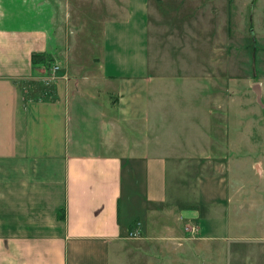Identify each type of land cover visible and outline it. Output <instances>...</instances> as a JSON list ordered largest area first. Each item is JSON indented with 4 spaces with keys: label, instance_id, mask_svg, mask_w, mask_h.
Here are the masks:
<instances>
[{
    "label": "crops",
    "instance_id": "obj_1",
    "mask_svg": "<svg viewBox=\"0 0 264 264\" xmlns=\"http://www.w3.org/2000/svg\"><path fill=\"white\" fill-rule=\"evenodd\" d=\"M191 1L0 0V18L21 23L0 27V264H125L148 240L169 247L170 264H190L206 240L231 243L221 250L239 264L264 256L257 188L228 186L213 140L194 149L159 135L147 51L166 37L164 13L179 9L190 34ZM82 3L106 19L91 24L93 58L74 56L79 24L63 22L81 18ZM56 50L64 61L43 87L31 54ZM226 225L258 235L228 236Z\"/></svg>",
    "mask_w": 264,
    "mask_h": 264
},
{
    "label": "rangeland",
    "instance_id": "obj_2",
    "mask_svg": "<svg viewBox=\"0 0 264 264\" xmlns=\"http://www.w3.org/2000/svg\"><path fill=\"white\" fill-rule=\"evenodd\" d=\"M190 4L191 17H187L190 9L185 14V20L192 22L188 28L190 34L183 38L180 31L183 18L180 19L179 9L164 13L163 21L168 29L166 37L160 35L156 42L150 41L153 44L147 51L149 60L155 61L149 74L154 91L151 101L158 108L159 135L175 144L180 140L191 142L194 149L198 148L196 143L199 146L201 138L203 143L206 137L213 140L212 145H218L223 152L221 163H224V170L221 174L230 184L228 186L256 187L259 208L260 203L264 204V0H192ZM87 5L91 8L90 4L82 3L80 6L78 13L81 11V18L63 19L66 26L68 20L79 24L74 56L80 58L101 55V49L93 47L98 45V35L91 24L95 21L102 25L106 20L103 17L88 18ZM19 21L0 18V27H16L21 24ZM198 22L202 23L201 35ZM90 41L92 46L88 44ZM64 56L58 50L37 55L33 63L39 76L36 81L50 88L52 69L58 67L60 60L64 61ZM181 79H186V82ZM184 83L183 96L178 90ZM255 84L260 85L261 103L257 102L252 90ZM32 90L35 92L33 95L38 94L35 86ZM212 150H215L214 146L209 147V158ZM193 154L192 157L199 161L200 157ZM256 161L262 166L261 176L255 172H259L258 166L256 170L254 168ZM192 166L194 169L196 163L193 162ZM186 180L180 186L195 187L190 179ZM224 227L228 236L258 235L256 231L240 233L235 226ZM135 230L138 227L132 232ZM222 243L224 247L232 246L228 242L206 240L203 251L192 252L190 264H239L231 249L221 250ZM138 247V253L125 264L172 262L168 257L169 247L163 242L148 240ZM177 263L182 262L178 260ZM257 264H264V256L258 259Z\"/></svg>",
    "mask_w": 264,
    "mask_h": 264
},
{
    "label": "water",
    "instance_id": "obj_3",
    "mask_svg": "<svg viewBox=\"0 0 264 264\" xmlns=\"http://www.w3.org/2000/svg\"><path fill=\"white\" fill-rule=\"evenodd\" d=\"M252 90L255 93L257 102L261 103V89H260V85L259 84L253 85Z\"/></svg>",
    "mask_w": 264,
    "mask_h": 264
},
{
    "label": "trees",
    "instance_id": "obj_4",
    "mask_svg": "<svg viewBox=\"0 0 264 264\" xmlns=\"http://www.w3.org/2000/svg\"><path fill=\"white\" fill-rule=\"evenodd\" d=\"M37 55L39 56V55H41V53H38V54H37V52H33V53L31 54V58H32V60H33V63H34L35 57H36Z\"/></svg>",
    "mask_w": 264,
    "mask_h": 264
},
{
    "label": "built area",
    "instance_id": "obj_5",
    "mask_svg": "<svg viewBox=\"0 0 264 264\" xmlns=\"http://www.w3.org/2000/svg\"><path fill=\"white\" fill-rule=\"evenodd\" d=\"M57 69H58V67H57V66H54L53 69H52V70H53L52 72L54 73ZM53 73H52V74H53ZM52 74H51V76H52ZM53 75H54V74H53Z\"/></svg>",
    "mask_w": 264,
    "mask_h": 264
}]
</instances>
